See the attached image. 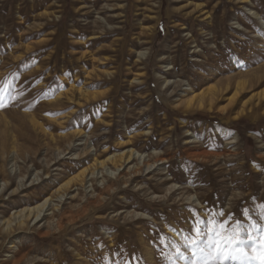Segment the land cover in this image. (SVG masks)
<instances>
[{
    "label": "rangeland",
    "instance_id": "1",
    "mask_svg": "<svg viewBox=\"0 0 264 264\" xmlns=\"http://www.w3.org/2000/svg\"><path fill=\"white\" fill-rule=\"evenodd\" d=\"M0 89V264H182L196 221L264 227V0H0Z\"/></svg>",
    "mask_w": 264,
    "mask_h": 264
},
{
    "label": "snow or ice",
    "instance_id": "2",
    "mask_svg": "<svg viewBox=\"0 0 264 264\" xmlns=\"http://www.w3.org/2000/svg\"><path fill=\"white\" fill-rule=\"evenodd\" d=\"M50 90L55 91V88ZM13 98L0 89V110ZM242 212L245 214L243 219L248 223H241L239 219L233 223L235 214H230L224 222H216L213 218L202 227H197L202 225V221H196L192 224L194 236L182 231L180 242L171 241L178 261L182 264H264V227L250 220L248 209ZM219 215L223 216V212L220 211ZM260 219L264 221V213L260 214ZM173 264L176 262L173 261Z\"/></svg>",
    "mask_w": 264,
    "mask_h": 264
},
{
    "label": "bare ground",
    "instance_id": "3",
    "mask_svg": "<svg viewBox=\"0 0 264 264\" xmlns=\"http://www.w3.org/2000/svg\"><path fill=\"white\" fill-rule=\"evenodd\" d=\"M132 158V157H131ZM104 163V162H103ZM48 201H45L42 205L38 206L36 209L29 210L23 217H21L19 223V228L25 225V222L30 220L32 216H36V220L41 216V213L46 208ZM34 218V217H33ZM15 219V218H13ZM18 220V219H17ZM26 220V221H25ZM17 222V221H16ZM13 223V222H12ZM13 225V224H12ZM11 226V225H10ZM10 226H8L10 228ZM7 227V226H6ZM6 229V228H5Z\"/></svg>",
    "mask_w": 264,
    "mask_h": 264
}]
</instances>
